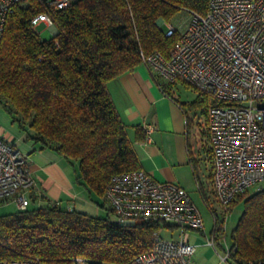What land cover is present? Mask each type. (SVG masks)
<instances>
[{"label":"trees","instance_id":"obj_1","mask_svg":"<svg viewBox=\"0 0 264 264\" xmlns=\"http://www.w3.org/2000/svg\"><path fill=\"white\" fill-rule=\"evenodd\" d=\"M208 1L72 0L52 11L57 33L48 40H41L30 24L41 7L32 0L16 6L0 44V105L21 127L27 124L32 132L28 140L39 149L75 161V182L104 200L113 174L141 169L107 82L141 64V53L167 56L178 39L177 33L166 35L168 25L180 12L204 15ZM157 83L171 96L169 84ZM198 94L205 97L204 104L198 98L189 106L203 104L206 114L215 102ZM136 134L144 136L139 129ZM240 199L242 212L230 234L228 259L264 264V187L239 195L227 211ZM31 201L23 210L0 215V261L72 264L83 258L91 264H129L151 248L155 230L171 226L122 228L108 216Z\"/></svg>","mask_w":264,"mask_h":264},{"label":"built area","instance_id":"obj_2","mask_svg":"<svg viewBox=\"0 0 264 264\" xmlns=\"http://www.w3.org/2000/svg\"><path fill=\"white\" fill-rule=\"evenodd\" d=\"M29 1L0 0V44L9 14ZM32 1L42 11L31 19V27L43 25L49 30L55 28L52 11L72 2ZM188 14L177 25H168L166 35H178L169 54L141 53V64L156 81L183 84L215 102L206 111L211 186L226 216L239 195L264 184V0H209L204 15ZM150 130L144 127L146 134ZM35 187L26 156L0 137V205L13 203L16 209H25ZM104 201L119 227L166 224L179 230V240L163 239L162 228L155 230L151 248L129 264H192L195 246L184 241L186 230L201 232L213 248L222 238L218 222L210 237L204 234L202 218L182 187L155 180L142 169L113 174ZM223 251L221 260L226 261L228 245ZM0 264L41 263L29 259ZM72 264L91 262L76 258Z\"/></svg>","mask_w":264,"mask_h":264},{"label":"crops","instance_id":"obj_3","mask_svg":"<svg viewBox=\"0 0 264 264\" xmlns=\"http://www.w3.org/2000/svg\"><path fill=\"white\" fill-rule=\"evenodd\" d=\"M106 88L126 128L140 168L155 180L179 185L190 198V193L198 192L203 199L205 184H209V187L211 185V153L205 112L203 125H198L195 130L183 103L171 89V96L163 93L154 76L142 64L108 81ZM145 126L151 127L148 134L144 132ZM137 129L143 133L142 139L137 138ZM0 137L17 147L15 139L1 130ZM36 146L38 145L35 144L34 147ZM34 151L36 150L33 149ZM29 154H25L28 169L36 181V187L30 194L32 203L40 206L50 202L74 210L77 204L82 206L87 203L86 195L90 197L91 194L75 182L66 159L49 148L41 150L38 147L31 160L28 158ZM205 162L208 163L207 176L202 169ZM255 191L257 190L252 192ZM242 202L240 199L230 210L236 205H242ZM98 214L99 211L96 210V216ZM164 231L173 236L176 229L168 226L162 229L161 234ZM189 231L203 235L197 230ZM211 233L212 231L210 235ZM189 243L195 246L192 264L208 263L209 259L205 257L206 248L202 253L198 252V248L204 245ZM216 244L222 247L219 240H216Z\"/></svg>","mask_w":264,"mask_h":264},{"label":"rangeland","instance_id":"obj_4","mask_svg":"<svg viewBox=\"0 0 264 264\" xmlns=\"http://www.w3.org/2000/svg\"><path fill=\"white\" fill-rule=\"evenodd\" d=\"M189 16L188 13L180 12L178 15L174 18L173 24L177 25L180 20H185ZM36 33H39V37L41 40H48L53 36L52 31L45 28L43 25H39L35 28ZM170 89L174 92L177 99L183 103V106L185 107L186 111L189 113V116L192 120L193 127L196 130L198 125H203V104H204V98L202 95L199 96L198 92L193 90L190 87H187L183 84L176 83L175 85H171ZM198 98H200V101H203V104L201 106H195L190 107L189 103L196 101ZM14 115H11L8 111H6L1 105H0V130L3 131L4 134H8L10 137H13L16 141L17 148L25 155L27 152H29L28 158L30 160L35 156L36 151L38 149V146L34 147L35 143L31 140H28L29 135H32V132L30 128L27 126V124L23 125L21 127L17 121L14 120ZM201 134L203 135L204 132ZM26 144V145H25ZM201 144V142H200ZM201 148V146H200ZM33 149L36 151L33 152ZM202 149V148H201ZM27 158V157H26ZM69 170L72 175L78 176L79 175V168L78 164L75 161H72V163H68ZM205 167L203 169V173L207 176V168L208 163H204ZM203 166V165H202ZM205 169V170H204ZM211 184V183H210ZM264 187V184H259L252 188L250 192L257 190L258 188ZM204 194L207 200V204L205 201L200 197L198 192L190 193L191 198L193 200L194 205L196 206L203 222L204 232L210 237V232L212 231L214 227V219L211 213L214 211L215 216L217 218L218 224V232L220 236L222 237L219 242L222 247L215 245L213 248L212 246H208L206 243V238L203 235H200L199 233H195L194 231H185V238L184 241L191 242L194 244L204 245V247L198 248V252L202 253L203 249L206 248L207 252H205V257L209 259L208 263L204 264H237L233 260L228 259L226 261H222L221 257L224 256V245H228L230 243V234L232 230L234 229L235 225L237 224V221L241 215L242 212V205H236L232 210L229 209V211L226 213V216L223 213V209L217 204L215 201L213 194H212V186L209 184H205L204 187ZM86 204L85 205H76V211L82 212L84 214H87L89 216H96V210L99 211L98 217L105 218L108 216L109 221L111 223H115V218L112 214H110L107 211V203L102 200V198L91 194L90 197H87L86 195ZM14 210H16V207L13 203H5L3 205H0V215L11 213ZM173 236H169V232L164 231L161 234V237L163 239H172V240H179V230L176 229V231L172 234ZM191 237V238H190Z\"/></svg>","mask_w":264,"mask_h":264},{"label":"water","instance_id":"obj_5","mask_svg":"<svg viewBox=\"0 0 264 264\" xmlns=\"http://www.w3.org/2000/svg\"><path fill=\"white\" fill-rule=\"evenodd\" d=\"M158 24H160V21L158 22ZM56 33H57V31H56V29L54 28V29L52 30V34L55 35Z\"/></svg>","mask_w":264,"mask_h":264}]
</instances>
